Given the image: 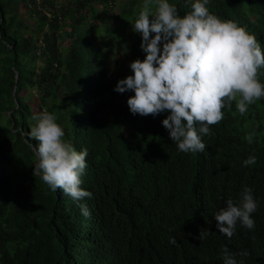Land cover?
Returning <instances> with one entry per match:
<instances>
[{
  "label": "trees",
  "instance_id": "trees-1",
  "mask_svg": "<svg viewBox=\"0 0 264 264\" xmlns=\"http://www.w3.org/2000/svg\"><path fill=\"white\" fill-rule=\"evenodd\" d=\"M144 2L0 0V264H223L224 249L237 264H264V98L244 115L235 102L224 108L211 134H201L203 152L178 150L162 125L168 111L133 115L134 92L114 88L146 57L133 31ZM168 2L183 17L196 0ZM206 7L254 34L264 51V0ZM157 8L152 0L150 20ZM258 78L264 84V68ZM44 111L66 142L87 149L81 187L91 198L76 201L33 175L39 158L30 144L38 142L28 134ZM249 156L256 163L244 166ZM246 187L258 204L255 227L238 222L229 239L215 214ZM201 230L210 232L202 241Z\"/></svg>",
  "mask_w": 264,
  "mask_h": 264
},
{
  "label": "clouds",
  "instance_id": "clouds-1",
  "mask_svg": "<svg viewBox=\"0 0 264 264\" xmlns=\"http://www.w3.org/2000/svg\"><path fill=\"white\" fill-rule=\"evenodd\" d=\"M151 2L145 0L144 10L133 25V31L142 34L141 49L146 57L130 63L133 74L119 80L114 91L134 92L127 100L133 115L155 117L168 111L162 125L178 150L203 152L206 145L201 134H211L210 126L223 120L224 108L231 109L235 102L237 111L244 115L249 105L264 98V84L258 78L264 68V51L254 34L211 13L206 7L209 0H196L192 11L183 17L168 0H157V11L150 20ZM32 119L37 123L28 135L38 144L30 147L39 158L33 175L76 201L91 198L92 193L81 187L87 149L77 151L65 141V130L55 114L44 111ZM254 136L255 132L245 139L251 144ZM243 163L255 164L256 157L249 156ZM226 205L215 214L222 234L231 239L238 222L254 229L252 214L258 204L251 188L241 192L238 203L228 199ZM80 207L82 215H91L86 205ZM209 234L201 230L199 239ZM222 258L223 264H237L227 249Z\"/></svg>",
  "mask_w": 264,
  "mask_h": 264
},
{
  "label": "rangeland",
  "instance_id": "rangeland-1",
  "mask_svg": "<svg viewBox=\"0 0 264 264\" xmlns=\"http://www.w3.org/2000/svg\"><path fill=\"white\" fill-rule=\"evenodd\" d=\"M64 1V0H63ZM123 39L126 40L125 37V33H123V35H121ZM70 43L69 38L66 39L65 41H63V45L64 46H68ZM123 42L121 43H117L116 45V49L114 50V54L117 58L122 59L124 57V55L126 54V49L124 48V46L122 45ZM123 63V61H121Z\"/></svg>",
  "mask_w": 264,
  "mask_h": 264
}]
</instances>
